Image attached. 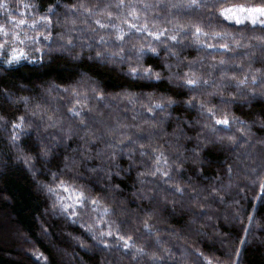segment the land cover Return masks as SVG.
Instances as JSON below:
<instances>
[{
	"label": "trees",
	"instance_id": "obj_1",
	"mask_svg": "<svg viewBox=\"0 0 264 264\" xmlns=\"http://www.w3.org/2000/svg\"><path fill=\"white\" fill-rule=\"evenodd\" d=\"M198 2L0 0V264H34L12 228L39 264H264V0Z\"/></svg>",
	"mask_w": 264,
	"mask_h": 264
},
{
	"label": "rangeland",
	"instance_id": "obj_2",
	"mask_svg": "<svg viewBox=\"0 0 264 264\" xmlns=\"http://www.w3.org/2000/svg\"><path fill=\"white\" fill-rule=\"evenodd\" d=\"M51 216H55L54 214L50 213ZM10 237L8 238L9 241L16 244L15 251H17L18 254L22 255L23 257L31 259V261L34 262V264H39V260L37 256L39 255L38 250L33 246L31 242H29L24 236L19 234L18 230L16 228H12V230L9 232ZM61 255V253H60ZM59 255V256H60ZM61 258V256H60ZM65 259L69 260L71 259L70 255L65 256ZM69 263V262H68ZM71 264V263H69Z\"/></svg>",
	"mask_w": 264,
	"mask_h": 264
},
{
	"label": "snow or ice",
	"instance_id": "obj_3",
	"mask_svg": "<svg viewBox=\"0 0 264 264\" xmlns=\"http://www.w3.org/2000/svg\"><path fill=\"white\" fill-rule=\"evenodd\" d=\"M190 6L199 7L198 0H190ZM226 11H230V10H226ZM240 11H247L250 14H258L260 17H264V6H256V7H252L249 9L241 8ZM223 14L224 13H221V15H223ZM237 22H239V21H237ZM253 23H255V19L253 20ZM217 123H220V121H218ZM224 123H227V121H224Z\"/></svg>",
	"mask_w": 264,
	"mask_h": 264
}]
</instances>
